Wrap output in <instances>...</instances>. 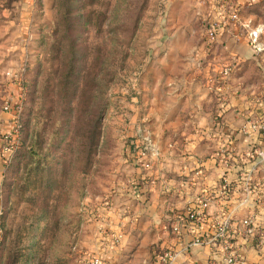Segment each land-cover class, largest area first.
<instances>
[{
    "label": "rangeland",
    "instance_id": "374dc122",
    "mask_svg": "<svg viewBox=\"0 0 264 264\" xmlns=\"http://www.w3.org/2000/svg\"><path fill=\"white\" fill-rule=\"evenodd\" d=\"M28 4L0 0V113L11 83L6 71L23 70L26 87L23 142L0 179V264H87L97 254L104 211L130 179L123 174L126 135L152 99L143 84L156 72L203 76L206 64L193 58L213 54L203 45L211 41L213 4L222 3ZM258 16L264 22V11ZM179 38L192 45L182 61L168 56ZM252 68L255 77L261 61Z\"/></svg>",
    "mask_w": 264,
    "mask_h": 264
},
{
    "label": "crops",
    "instance_id": "0c3cea01",
    "mask_svg": "<svg viewBox=\"0 0 264 264\" xmlns=\"http://www.w3.org/2000/svg\"><path fill=\"white\" fill-rule=\"evenodd\" d=\"M24 1L29 3L28 7L32 6L33 0ZM234 1L219 0L221 5L213 4L215 18L212 21L215 23L223 20L234 5L240 10L238 20L226 17L217 38L203 45L205 49L210 44L213 54L207 57L200 52L197 56L194 54V63L206 64L199 67L205 70L202 76L205 80L189 73L172 76L156 72L152 82L143 84L152 99L143 119L131 126L137 130L126 135L127 164L123 173L134 179L139 188L134 192L130 185H120L119 196L103 213V230L96 255L101 256L105 264H161L167 250L177 253L173 264H224L221 252L210 243L193 244L196 235L186 226L180 234L173 229L179 221L174 212L197 204L207 194L212 198L210 216L224 215L240 206L235 238L242 264H264V246L258 244L260 236L248 234L240 222L256 213L257 224L264 235V189L259 196L248 195L244 182L239 181L231 190L232 199H227L229 196H225L221 185L225 164L214 159L217 144L226 141L225 134L237 135L230 145L235 161L230 162L228 169L234 185L241 172L254 167L249 162L243 163L247 161L244 153L250 143L264 145L263 134L254 133L247 138L238 133L250 120L264 116V103L255 101L256 95L264 92V88L258 89L259 83L264 81V54L253 47L249 37L250 31L261 29L260 49L264 48V22L258 16L259 11H264V6L260 7L263 1ZM172 47L169 58L173 56L182 61L183 51H189L192 45L190 39L179 38L173 40ZM168 56L163 57V61ZM260 61L262 69H257L254 77L252 66ZM230 64L233 71L225 78L222 70ZM3 70L0 67L2 75ZM8 88V93L17 98V85L10 83ZM136 117L134 114L133 121ZM9 119V113H0L1 123ZM215 123L223 128L219 139L209 135ZM143 149L148 151L143 159L150 162V168L140 158ZM4 164L6 161L0 152V179ZM199 168L201 176L196 174ZM254 174L256 179L263 177L264 166ZM243 201L246 202L240 205ZM208 228L205 226L203 232L210 234L212 231Z\"/></svg>",
    "mask_w": 264,
    "mask_h": 264
},
{
    "label": "built area",
    "instance_id": "2783aa9c",
    "mask_svg": "<svg viewBox=\"0 0 264 264\" xmlns=\"http://www.w3.org/2000/svg\"><path fill=\"white\" fill-rule=\"evenodd\" d=\"M239 6L234 5L231 12L226 16L232 21H236L239 18ZM226 17L220 22H212L208 27L207 33L209 39L213 40L217 37L220 29L225 25ZM263 33L261 29H255L249 32V37L251 44L257 50L260 49V36ZM264 47V46H263ZM233 71V66H225L222 70L223 76L226 78ZM6 76L11 83L17 85L18 96L14 97L13 93H8L3 101V110L10 114V119L5 122H0V152L5 159L6 163L13 156L14 152L23 142V110H24V100L25 91L23 80V70L10 68L6 71ZM255 101L257 103H264V92L257 94ZM223 128L215 123L213 130L209 133L210 138L215 139L224 133ZM238 133L241 136L251 138L254 133H259L264 135V116L260 118H255L250 120L245 125L240 128ZM226 141L217 144V148L214 153V159L219 162H223L224 173L222 176L221 185L223 186V193L225 196H229L227 199H232L233 194L231 190L236 187L237 183L240 181L244 182L246 193L255 194L256 196L261 195V190L264 189V176L256 179L254 173L258 169H262L264 166V145H253L250 143V147L244 153V158L254 166L252 169L241 172L239 179L233 185V180H231L230 174H228L230 169V162L234 160L235 155L231 144L235 141L237 135L225 134ZM218 141V140H217ZM148 154L146 149L141 150L140 158L143 160V164L150 168V162L146 163L143 158ZM242 158V157H241ZM235 161V160H234ZM235 162L233 163V166ZM202 170L199 168L196 174L201 176ZM127 184L133 189L134 192L138 191V184L132 178L127 181ZM211 196L209 194L205 195L197 204H190L184 211L174 212L175 216L178 218V222L173 226L174 231L177 234L183 232L182 228L186 226L187 230L193 231L195 233V238L193 244L210 243L213 247H216L221 252V256L224 264H242L243 259L240 256L239 249L237 247V241L235 238L236 227L235 222L239 220L237 218V212L240 211V206L233 208L227 214H220L215 216H210L208 214V209L211 204ZM244 202H240L243 205ZM243 226H245L248 234H257L260 236L258 244L264 246V235L262 233V227L257 224V215L251 214L246 218L240 220ZM205 226H208L212 232L206 234L204 231ZM177 255L176 252L172 250H167L161 257V264H173V260ZM87 264H105L104 260L99 255H92L88 260Z\"/></svg>",
    "mask_w": 264,
    "mask_h": 264
},
{
    "label": "trees",
    "instance_id": "16d2710c",
    "mask_svg": "<svg viewBox=\"0 0 264 264\" xmlns=\"http://www.w3.org/2000/svg\"><path fill=\"white\" fill-rule=\"evenodd\" d=\"M15 153V152H14Z\"/></svg>",
    "mask_w": 264,
    "mask_h": 264
}]
</instances>
